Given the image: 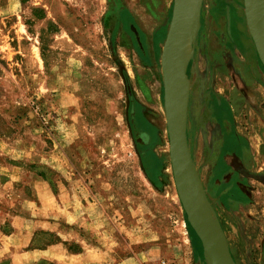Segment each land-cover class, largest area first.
Wrapping results in <instances>:
<instances>
[{
	"label": "rangeland",
	"instance_id": "obj_1",
	"mask_svg": "<svg viewBox=\"0 0 264 264\" xmlns=\"http://www.w3.org/2000/svg\"><path fill=\"white\" fill-rule=\"evenodd\" d=\"M173 5L0 0V237L29 217L13 219L24 196L42 214L66 200L80 224L53 220L34 246L76 252L68 228L98 264H210L169 159L161 53ZM192 49L186 139L201 192L234 263L264 264V69L243 0H202ZM33 177L52 194L32 198Z\"/></svg>",
	"mask_w": 264,
	"mask_h": 264
},
{
	"label": "water",
	"instance_id": "obj_2",
	"mask_svg": "<svg viewBox=\"0 0 264 264\" xmlns=\"http://www.w3.org/2000/svg\"><path fill=\"white\" fill-rule=\"evenodd\" d=\"M244 15L249 36L264 69V22L262 0H243ZM192 6L188 20L182 21L185 7ZM202 0H185L178 6L173 5L172 15L161 53V74L163 84V107L166 118L169 159L174 187L187 222L198 238L210 264H235L232 260L224 237L211 239L203 221L197 213V195L200 194V181L193 166L186 139V103L177 105L174 100L173 77L181 45L188 40L193 53L196 34L199 29ZM182 71V70H181ZM186 77L185 72H182ZM181 74V73H180ZM184 170L189 183L183 185L178 178V171Z\"/></svg>",
	"mask_w": 264,
	"mask_h": 264
},
{
	"label": "crops",
	"instance_id": "obj_3",
	"mask_svg": "<svg viewBox=\"0 0 264 264\" xmlns=\"http://www.w3.org/2000/svg\"><path fill=\"white\" fill-rule=\"evenodd\" d=\"M14 179L19 181V178ZM26 184L30 187L32 198L40 197V193L43 197L52 194L44 181L38 178L33 177ZM65 201L59 207H53L56 210L48 204L43 214L41 209L34 211L33 201L29 197L24 196L22 200L14 203L13 206L16 207L18 214L14 215V220L19 219L17 216L21 214L29 217H23L22 224H16L10 235L0 237V264L3 260H6L7 264H98L99 256L94 252L93 244L89 240L80 239L71 234L68 228L62 231L61 238L65 235L77 242L80 248L76 252H69L64 245L59 243L34 246L33 236L36 230H51L53 220L64 224V227L80 224L76 210H71V202ZM63 240L67 239L63 238Z\"/></svg>",
	"mask_w": 264,
	"mask_h": 264
},
{
	"label": "bare ground",
	"instance_id": "obj_4",
	"mask_svg": "<svg viewBox=\"0 0 264 264\" xmlns=\"http://www.w3.org/2000/svg\"><path fill=\"white\" fill-rule=\"evenodd\" d=\"M184 2L185 0H174V6L181 5ZM191 10H192V6H188V7L186 6L183 9V12H182L183 22H186L188 20L189 13L191 12ZM243 13H244V4H243ZM262 16H263V22H264V0H262ZM244 18H245V15H244ZM245 24H246V20H245ZM246 28H247V25H246ZM211 52H212V55L221 54V51H219L218 49L214 47L211 48ZM191 56H192L191 47H190L189 41L186 40L183 42V44L180 47L178 58L176 61L174 77H173L174 100L176 104L179 106H181L183 102L185 101L186 103L185 105L186 107H188L187 109H189L190 111H191L190 96L187 94L189 83L186 77H184L182 72H185V69L188 65V62L191 59ZM163 112H164V107H163ZM164 120H165V126H166L167 124H166L165 114H164ZM166 132H167V126H166ZM168 149H169V144H168ZM178 178L183 185H187L189 183V177L187 173L182 169L178 171ZM196 205H197L198 217L203 221L206 231L208 233V236L211 239H218L219 237H222L223 233L221 231V228L218 222L216 221V219L214 218L212 211L209 207V204L201 191H200V194L198 193L197 195Z\"/></svg>",
	"mask_w": 264,
	"mask_h": 264
},
{
	"label": "flooded vegetation",
	"instance_id": "obj_5",
	"mask_svg": "<svg viewBox=\"0 0 264 264\" xmlns=\"http://www.w3.org/2000/svg\"><path fill=\"white\" fill-rule=\"evenodd\" d=\"M237 36L240 37V35H238V34H237ZM254 49H255V48H254ZM197 107H198V104H197V101H196V97H195V95L192 94V95H190V109H191V111H192V109H193V111H194V110L197 109ZM209 116H210V118H212V119H213V118H215V119H219V118H220V117H217V116H216V113H214V112H210V113H209ZM226 128H227V127H224L223 130H224V132H225V139L228 140L229 137H228V133H227V131H226ZM213 192H214V191L211 190V192L209 193V195H210V196H213V195H214ZM212 194H213V195H212Z\"/></svg>",
	"mask_w": 264,
	"mask_h": 264
},
{
	"label": "trees",
	"instance_id": "obj_6",
	"mask_svg": "<svg viewBox=\"0 0 264 264\" xmlns=\"http://www.w3.org/2000/svg\"><path fill=\"white\" fill-rule=\"evenodd\" d=\"M41 176V175H40ZM59 241H56V243H58Z\"/></svg>",
	"mask_w": 264,
	"mask_h": 264
}]
</instances>
